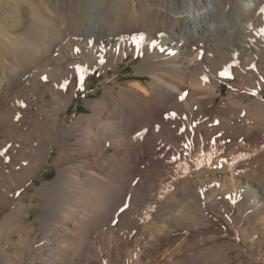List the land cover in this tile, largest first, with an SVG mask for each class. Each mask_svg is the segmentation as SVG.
Returning a JSON list of instances; mask_svg holds the SVG:
<instances>
[{
    "label": "bare ground",
    "instance_id": "6f19581e",
    "mask_svg": "<svg viewBox=\"0 0 264 264\" xmlns=\"http://www.w3.org/2000/svg\"><path fill=\"white\" fill-rule=\"evenodd\" d=\"M76 8H69L70 18ZM147 8L143 16L131 4L129 21L121 11L112 21L108 9H97L93 18L58 27L55 35L16 33L12 24L1 40L9 50L0 51V264H183L184 257L198 264L197 256L218 235L231 234L220 221L180 226L177 213L186 202L174 195L181 188L195 200L191 189L199 179L190 173L180 187L179 180L173 182L163 205L153 192L169 166L193 165L196 153L220 140L208 133L216 128L210 124L213 109L233 102L221 97L215 108L222 80L233 88L253 86L251 103L241 109L261 130L264 0H149ZM127 54L137 60L135 76H147L146 82L104 85L101 96L86 99V114L61 116L73 100L71 87L79 81L88 88L87 75L116 68ZM239 68L245 74L242 69V81L234 83ZM19 80L21 86L10 90ZM205 120L210 125L189 129ZM196 131L209 132L194 140ZM51 158L54 178L28 202V189ZM218 158L224 161L222 153ZM228 172L231 182L223 191L234 186V169ZM152 204L156 208L145 224L141 216ZM185 247L192 249L186 254Z\"/></svg>",
    "mask_w": 264,
    "mask_h": 264
},
{
    "label": "rangeland",
    "instance_id": "374dc122",
    "mask_svg": "<svg viewBox=\"0 0 264 264\" xmlns=\"http://www.w3.org/2000/svg\"><path fill=\"white\" fill-rule=\"evenodd\" d=\"M148 2L149 0H0V51L7 52L9 50L7 45L1 40L5 39L7 34H11L12 24L16 33L26 32L29 35H36L48 31V33L55 35L58 27L63 28L68 24L72 28L78 20L93 18L92 14L94 11L97 12V9L98 11L101 9L104 12L108 9L109 18L112 21L115 20L117 13L121 11L122 17L129 21V10L132 4L136 12H138L139 7L142 15L145 16L149 13ZM71 7L73 9L77 7L76 14L72 18L68 14ZM102 15L104 17L105 13ZM26 33L23 34L27 35ZM136 64L137 60L131 54H127L116 68H108L107 72L96 69L90 76L87 75L85 80L88 78L90 80L88 88L78 81L76 83L77 88L71 87L70 89L73 100L66 111L61 113V116L66 114L71 117L73 115L81 116L86 114L89 110L86 108V99L101 96L104 85H111L116 82L115 86L119 89V86H124L136 79L146 82L147 76H135ZM216 69L220 73L221 69L217 66ZM242 69L239 68L237 74L240 71L242 72ZM241 72L238 74L239 76L233 74L232 81L235 80L234 83H237L236 80L240 81V77L244 76V69L242 76ZM230 83L232 82L226 80L220 82V94L216 96L215 108L219 106L221 97L226 99L229 96L231 100L229 102L233 101L231 106L234 105L233 107L236 108V111L243 113L241 107L244 105L245 108V105L247 106L249 101L251 103L253 98L251 93L253 86L251 84H248L249 86L243 84L244 86L241 87V90L239 83L235 84L236 87L234 88L230 86ZM20 86L21 81L19 80L10 90H15ZM260 92L264 99V87H262ZM7 98H10V95ZM249 105L248 108L252 110L254 105H250V107ZM225 106L224 108L228 114L225 109L221 111L218 107L216 111L213 109L212 112L214 123H212V119L209 118L211 121L208 119L210 124L216 126L214 130H211V132L214 131L212 134L207 131L208 135H214V137L218 135L216 138H220V140H217L215 146L208 148V150L196 153L190 161L193 165L185 161H178L172 167L169 166V172L167 174L163 173L166 178L165 182L161 185H156L153 196L161 200L163 205L166 202L164 200L165 195L175 188L173 182L179 180L178 184L180 187L184 177L190 173V178L199 179V182L192 185L191 189L195 200L190 199L192 195L188 192L184 193L181 188L174 195L176 198L184 199L186 202L185 208H182L177 213L179 222H181L180 226L183 230H186L191 225L190 221H195L199 226H207L213 224V222L220 221L231 231L227 238L218 235L213 240L212 247L197 256V263L264 264V138H259L261 131L264 134V123L261 125V130L258 131L253 124L250 125L252 117V119L246 118L244 113L241 116L237 113L238 115L236 114V116L230 105H228L229 107ZM223 111L226 113H223ZM225 117L227 118L226 120ZM208 120H205V122L194 121L189 129L195 130V127L208 125ZM198 132L191 134V138L197 140L198 137L202 138L203 135L207 134L205 131ZM137 133L143 135V131H137L134 135ZM71 139H74V137H71ZM220 153L223 154L224 161L219 160ZM52 158L49 159L50 163L46 164L42 175L35 178L32 186L28 189L26 193L28 202H30L29 198L36 192L37 187L41 186L43 182L54 178L56 167ZM228 167L234 169L232 175L234 186L233 189L227 186L225 191H223L221 190L222 185L231 182ZM34 202L44 203L45 199L36 198ZM155 208L156 205L152 204L147 208V213L142 214L143 223H149L150 212H153ZM35 212L34 209L31 210L30 219L35 217ZM111 225L114 226V222ZM106 231L107 227H104L98 233L104 234ZM177 240L172 245L173 248L180 242V239L179 241ZM99 247H102L101 244ZM103 248L104 250L106 249V247ZM190 249L192 248L185 247V253L187 254ZM9 253L12 254V250ZM182 263L187 264L188 260L184 257Z\"/></svg>",
    "mask_w": 264,
    "mask_h": 264
},
{
    "label": "snow or ice",
    "instance_id": "6c2138e0",
    "mask_svg": "<svg viewBox=\"0 0 264 264\" xmlns=\"http://www.w3.org/2000/svg\"><path fill=\"white\" fill-rule=\"evenodd\" d=\"M77 71L79 72V71H81L79 68L77 69ZM220 75H222V76H224V75H227V73L226 72H221L220 73ZM42 79H47L46 77H42ZM206 79V78H205ZM61 87H64V85H61ZM183 97H181V99H182ZM172 115H175V114H172ZM141 134L140 133H137V136H140ZM2 155H4V153L3 152H0V156H2ZM125 207H127L126 205H125ZM123 210V209H122Z\"/></svg>",
    "mask_w": 264,
    "mask_h": 264
}]
</instances>
